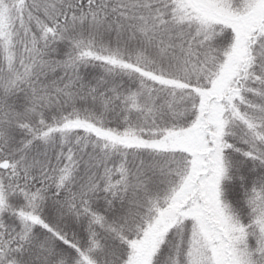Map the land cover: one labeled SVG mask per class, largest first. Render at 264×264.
<instances>
[{
	"label": "snow or ice",
	"instance_id": "6c2138e0",
	"mask_svg": "<svg viewBox=\"0 0 264 264\" xmlns=\"http://www.w3.org/2000/svg\"><path fill=\"white\" fill-rule=\"evenodd\" d=\"M0 264H264V0H0Z\"/></svg>",
	"mask_w": 264,
	"mask_h": 264
}]
</instances>
